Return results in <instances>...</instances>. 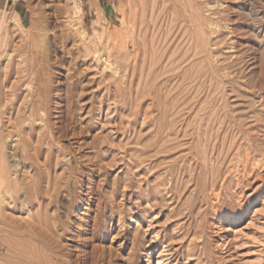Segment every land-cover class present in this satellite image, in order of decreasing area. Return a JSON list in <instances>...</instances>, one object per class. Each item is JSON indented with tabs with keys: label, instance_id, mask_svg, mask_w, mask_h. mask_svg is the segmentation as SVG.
<instances>
[{
	"label": "rangeland",
	"instance_id": "rangeland-1",
	"mask_svg": "<svg viewBox=\"0 0 264 264\" xmlns=\"http://www.w3.org/2000/svg\"><path fill=\"white\" fill-rule=\"evenodd\" d=\"M1 1V219L58 264H264V0Z\"/></svg>",
	"mask_w": 264,
	"mask_h": 264
},
{
	"label": "bare ground",
	"instance_id": "bare-ground-1",
	"mask_svg": "<svg viewBox=\"0 0 264 264\" xmlns=\"http://www.w3.org/2000/svg\"><path fill=\"white\" fill-rule=\"evenodd\" d=\"M95 2V1H94ZM189 2V1H188ZM166 3H167V1H166ZM79 4V3H78ZM78 4H75V6H74V13L75 14H80L81 13V11H82V7L80 6V5H78ZM81 4V3H80ZM136 4V3H135ZM177 4V3H176ZM190 4V3H189ZM191 4H192V2H191ZM96 5L97 4H95L94 5V8H96ZM143 5H144V2H143ZM166 5V4H165ZM179 5V4H178ZM160 6V5H159ZM181 6V5H180ZM135 7H136V5H135ZM144 7V6H143ZM163 8V7H162ZM193 8V7H192ZM93 9V8H92ZM173 10V9H172ZM143 11V10H142ZM165 11V10H164ZM163 12V11H162ZM193 12V11H192ZM164 13V12H163ZM182 14H184V13H182ZM142 15H143V12H142ZM146 15V14H145ZM179 15V14H178ZM169 16V15H168ZM188 16V15H187ZM143 17L145 18L146 16H144L143 15ZM100 18V17H99ZM141 18H142V16H141ZM199 18V17H198ZM197 17H195V16H193L192 17V22H196L197 21V19H198ZM98 20V19H97ZM144 20H146V19H144ZM187 20V19H186ZM200 20V19H199ZM98 21H100V20H98ZM97 21V22H98ZM133 21V20H132ZM182 21V20H181ZM189 21V20H188ZM180 23V22H179ZM133 28V27H132ZM145 28V27H144ZM181 29V28H180ZM128 30V29H127ZM0 33H1V28H0ZM1 35V34H0ZM144 35V34H143ZM1 37V36H0ZM146 39V38H145ZM203 40H204V38H202ZM199 41H201L200 39H198ZM172 42V41H171ZM180 42V41H179ZM4 43V42H3ZM200 44L201 43H204V42H199ZM1 45H2V42H1V38H0V48H1ZM169 47H170V45H169ZM201 47V46H200ZM204 47H206V45L204 46ZM203 47V48H204ZM198 48V47H197ZM205 49V48H204ZM1 50V49H0ZM203 50V49H202ZM206 50V49H205ZM207 51V50H206ZM151 52V51H150ZM168 52V51H167ZM190 54V53H189ZM9 56H10V54H8ZM145 55H146V52H145ZM12 56V55H11ZM150 57V56H149ZM176 58V57H175ZM188 58V57H187ZM198 58V57H197ZM152 59V58H151ZM154 60V59H153ZM159 60V59H158ZM172 61V60H171ZM151 62V61H150ZM157 64V63H156ZM23 72V71H22ZM32 72V71H31ZM16 73V72H15ZM27 73V72H26ZM26 73H24V75L26 74ZM207 73V72H206ZM3 74V73H2ZM18 74H19V72H18ZM22 74V73H21ZM205 74V73H204ZM27 75H29L28 73H27ZM26 75V76H27ZM30 76V75H29ZM20 77V76H19ZM18 77V78H19ZM22 78H23V76H22ZM22 78H20L21 80H22ZM26 80V79H25ZM18 81V80H17ZM15 82V81H14ZM23 82V81H22ZM20 83V82H19ZM24 83V82H23ZM22 83V84H23ZM31 83V82H30ZM29 83V84H30ZM15 84V83H14ZM18 84V83H17ZM3 85V84H2ZM28 85V84H27ZM20 86V85H19ZM22 86V85H21ZM20 86V87H21ZM29 87L31 86V84L30 85H28ZM17 90V89H16ZM28 91V90H27ZM5 93V92H4ZM1 94V93H0ZM6 94V93H5ZM41 94V93H40ZM2 96V95H1ZM3 96H5V95H3ZM6 96H8V95H6ZM26 98V97H25ZM4 100H6V99H4ZM32 100H33V98H32ZM35 100V99H34ZM33 100V101H34ZM0 101H1V99H0ZM3 101V100H2ZM26 101V100H25ZM28 102V101H27ZM5 103H6V101H5ZM23 103V102H22ZM30 104L29 105H27V106H24V107H26L27 109H25L26 111L28 110V113H29V116L26 118V117H24V120H22V125H23V121H25L26 123L28 122L29 123V125H31V123H33L34 122V116H37V115H35V114H37L36 113V108H35V106L36 105H34V103L32 102V101H30L29 102ZM3 104V105H2ZM1 105L2 106H4V102L2 103ZM12 104V103H11ZM24 104V103H23ZM27 104V103H26ZM36 104V103H35ZM8 106H10V104L8 103ZM10 107H12V105L10 106ZM23 107V106H22ZM3 107H1V109H2ZM9 108V107H8ZM20 108V107H19ZM19 108H18V110H19ZM0 109V110H1ZM4 110V109H3ZM11 110V109H10ZM25 110H23V111H25ZM5 111H6V109H5ZM8 112V111H7ZM3 113V114H2ZM4 113L5 112H1L0 111V116H1V114L2 115H4ZM21 113V112H20ZM22 114V113H21ZM24 115V114H23ZM25 116V115H24ZM26 118V119H25ZM49 118V117H48ZM44 119V118H43ZM42 118H41V120H43ZM37 121H38V119H37ZM50 121V120H49ZM21 123H20V125H21ZM34 124V123H33ZM20 125H19V127H20ZM26 125H28V124H26ZM25 126V125H24ZM21 128H22V126H21ZM20 128V129H21ZM20 129H18V130H20ZM22 130V129H21ZM24 131V130H23ZM17 132V131H16ZM19 132V131H18ZM20 133V132H19ZM22 133V132H21ZM20 133V134H21ZM29 133V132H28ZM50 133V132H49ZM16 135V134H15ZM19 136V135H18ZM24 137H26V135H23ZM30 137V136H29ZM29 137H27V140H28V138ZM18 139V138H17ZM55 139V138H54ZM29 140H30V138H29ZM28 140V141H29ZM1 141V140H0ZM4 141V140H3ZM16 141V140H15ZM17 141H19L18 143H21V145H20V147L18 146L19 144L16 142V145L14 144L13 145V147L15 148V147H17V148H20V149H22V151L23 152H26L25 151V145H24V142H23V139H22V137L20 136V138H19V140H17ZM31 141V140H30ZM29 141V142H30ZM35 143V142H34ZM21 146H22V148H21ZM16 148V149H17ZM5 149V148H4ZM16 149H14L15 151H17ZM67 150V149H66ZM12 153V152H11ZM14 153V152H13ZM27 153V152H26ZM4 154V153H3ZM17 154V153H16ZM23 155H24V153H23ZM36 156V155H35ZM25 157H27V156H25ZM14 158H16V157H14ZM14 158H13V160H14ZM29 158V157H28ZM30 160V159H29ZM15 161V160H14ZM22 161V160H21ZM19 159H17V161L15 162V163H13L15 166V168L17 169V168H21L20 166L22 165V162H21ZM5 162V161H4ZM3 163V162H2ZM1 164V163H0ZM2 165V164H1ZM4 167V166H3ZM22 167L23 168H25V166H24V164L22 165ZM29 167V166H28ZM4 168H6V169H8V167H4ZM4 168H2V166L0 167V197L1 196H7L9 193H7L6 194V192H5V195L3 194V192L4 191H6L7 190V187H8V185L10 184H8V182H7V178H6V176L5 175H7V173L8 172H5L4 171ZM5 169V170H6ZM15 169V172L17 171ZM7 171V170H6ZM28 171V170H27ZM6 173V174H5ZM19 173H21V172H19ZM28 173V172H27ZM30 174V173H29ZM14 175V174H13ZM17 176H18V174L17 175H15V178H17ZM20 176V175H19ZM18 176V178H20ZM24 176V175H23ZM31 179H32V181H30V183L31 184H29V183H27V185L29 184V185H31V187L29 186V189L31 188V189H33L34 190V192H35V196L33 197V198H35V199H38V200H40V195H39V192H38V189L39 188H37V182H36V180H35V178L33 177L32 178V176L30 175L29 176ZM49 178V177H48ZM9 180V179H8ZM20 180L21 179H19V182H20ZM16 181V180H15ZM18 181V180H17ZM17 181H16V183H17ZM23 181V180H22ZM27 181V180H26ZM28 181H29V178H28ZM46 181V180H45ZM49 181H50V179H49ZM18 182V183H19ZM24 183H25V180L23 181ZM48 182V181H47ZM53 182V181H52ZM6 183L8 184V185H6ZM22 183V182H21ZM49 183V182H48ZM26 184V183H25ZM39 184V183H38ZM52 184V183H51ZM21 185H24V184H21ZM20 185V187H23V186H21ZM26 185V186H27ZM49 185V184H48ZM56 185V184H55ZM15 186V185H14ZM27 186V187H28ZM41 186V185H40ZM46 186V185H45ZM51 186V185H50ZM10 188V187H9ZM16 188H18V187H16ZM51 188V187H50ZM53 188H55V186L53 187ZM53 188H51V189H53ZM13 189H15V188H13ZM46 189H49V187L48 188H46ZM46 191V190H45ZM52 191V190H51ZM50 191V192H51ZM8 192H10V190L8 191ZM16 192V191H15ZM20 192V191H19ZM22 192V191H21ZM31 192V190L29 191V193ZM47 192H49L48 190H47ZM46 192V193H47ZM25 193V192H24ZM49 195H51V193H48ZM25 195V194H24ZM30 196H31V194H30ZM30 196H29V194L27 193V195H26V200L27 201H29L30 203H32V200H31V198H30ZM33 196V195H32ZM8 197H9V195H8ZM47 197H49L50 198V196H48L47 195ZM1 199V198H0ZM3 199V198H2ZM1 199V200H2ZM34 199V200H35ZM1 200H0V202H1ZM23 200V199H22ZM48 200V199H47ZM3 202H2V204H3V206H4V201L5 202H7L6 200H2ZM45 202V201H44ZM43 202V203H44ZM47 202V201H46ZM45 202V203H46ZM10 203V202H9ZM27 203V202H26ZM25 203V204H26ZM41 203V202H40ZM33 204V203H32ZM39 204V203H38ZM38 204H37V206H38ZM7 205H9V204H7ZM3 206L2 207H0V210H1V208H3ZM27 206V205H26ZM35 206V205H34ZM40 206V205H39ZM29 207V206H28ZM31 207V206H30ZM45 210H46V208L47 207H43ZM28 210V209H27ZM30 210V209H29ZM37 210H39V209H37ZM36 210V212H38L39 214H38V216L37 217H35L33 214L31 215H29V219L28 218H26V217H28L27 215L24 217V218H26V219H28L26 222H24V225H22L19 229H17V226H15V228H11L10 226H8L7 224H6V222H4L3 220L4 219H1V216H0V247H1V245L2 246H4V245H7V246H5V252L4 253H2L1 251L2 250H0V264H58L57 262H58V260L57 261H54L53 259H52V256H51V254H52V252L51 251H48V250H50V249H47V247H45V246H43V245H41V243H42V241L44 240V238L46 239L47 237H45L44 235V237L42 236V233H41V231L40 230H42V229H44V227L45 228H47L48 229V227H49V223H48V219H47V217H46V213H44V215L42 214V211H43V209L41 210V211H37ZM32 211V210H31ZM34 212H35V210H33ZM32 211V212H33ZM29 213H31V212H28V214ZM48 213V212H47ZM37 214V213H36ZM2 215V214H1ZM8 215V214H7ZM3 217V216H2ZM54 217V216H53ZM14 219V218H13ZM17 219V218H16ZM15 219V220H16ZM20 219V218H19ZM25 219V220H26ZM54 219V218H53ZM50 220H52V219H50ZM7 221V220H6ZM24 221V220H23ZM54 221H56V220H54ZM19 222V221H18ZM53 222V221H52ZM14 223V222H13ZM20 225V224H19ZM51 225V224H50ZM52 226V225H51ZM54 228V230H55V227H53ZM45 230V229H44ZM53 230V229H52ZM48 231V230H47ZM46 230H45V233L46 234H48V232H47ZM50 233V232H49ZM55 233V232H54ZM61 233V232H60ZM55 235H56V233H55ZM11 236H14L13 238L14 239H16V240H12L11 241ZM48 236H51V235H48ZM62 236V235H61ZM8 238H11L10 239V241H9V239ZM58 240V239H57ZM54 244V243H53ZM56 244V243H55ZM49 246V245H48ZM60 248V247H59ZM58 249V248H57ZM56 250V249H55ZM47 251V252H46ZM55 256H56V254H54ZM59 255V254H58ZM57 255V256H58ZM56 256V257H57ZM66 257V256H65ZM59 258H61V256L59 257ZM68 258V257H67ZM66 258V259H67ZM61 263V262H60ZM66 264V263H65Z\"/></svg>",
	"mask_w": 264,
	"mask_h": 264
},
{
	"label": "built area",
	"instance_id": "built-area-1",
	"mask_svg": "<svg viewBox=\"0 0 264 264\" xmlns=\"http://www.w3.org/2000/svg\"><path fill=\"white\" fill-rule=\"evenodd\" d=\"M78 2L82 3L84 0H77Z\"/></svg>",
	"mask_w": 264,
	"mask_h": 264
},
{
	"label": "crops",
	"instance_id": "crops-1",
	"mask_svg": "<svg viewBox=\"0 0 264 264\" xmlns=\"http://www.w3.org/2000/svg\"><path fill=\"white\" fill-rule=\"evenodd\" d=\"M1 2H2V1L0 0V4H1Z\"/></svg>",
	"mask_w": 264,
	"mask_h": 264
}]
</instances>
